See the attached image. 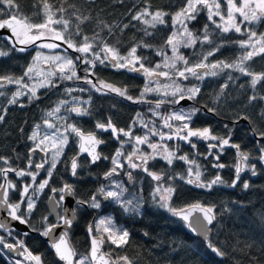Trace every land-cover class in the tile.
<instances>
[{"label": "snow or ice", "instance_id": "1", "mask_svg": "<svg viewBox=\"0 0 264 264\" xmlns=\"http://www.w3.org/2000/svg\"><path fill=\"white\" fill-rule=\"evenodd\" d=\"M42 4L41 12L42 19L40 22H33L28 16L21 13L17 0H0V14L7 16V18H0V29H7L11 32V36L6 39L11 44V48L7 51L0 50V57H8L11 51L25 52L28 47L35 45L40 49H59L61 45H66L65 52L71 49L81 55L74 59L66 54L45 55L41 51H37L32 58V62L27 65L22 75L15 76L11 74H0V89L6 88L8 85H16V90L11 93V97L7 100L9 105L16 104L20 97L27 96L29 102L39 100L38 95L40 89H50L58 87L56 78L60 81L82 80L84 83L91 86L96 92L108 94L114 93L119 97L125 98L133 103L148 102L145 101V95L149 93H156L165 97L164 99L155 102V108L150 109L153 115L161 116L157 111L162 104H179L180 101L188 99L195 100L200 94V87L192 85L191 87L183 86L178 80H188L193 77L196 80H203L205 76H216L226 69L241 73L246 77H250L249 86L255 90L258 84L264 82V72L252 71L247 62L253 60L254 57L264 55V32L257 33V31L246 25H252L264 20V0H182L181 4L175 11L168 12L163 9L150 10L151 5L148 0H145V7L138 9L134 14H131V21H138L147 27L141 29L146 36H151L153 33L148 31V27L155 29L157 25H165L167 21L165 17H171L172 32L166 38L164 45L157 50V55L163 56L162 63H156L153 67L146 66L144 61L146 57L137 55L138 48L152 47V45L145 43L143 40L133 44L127 51L126 55H122L118 48L108 44L105 40L100 38L97 32L93 36L84 34L81 27L85 22L92 19L90 15H84L80 9L74 4L68 3V0H59V6L55 3H50L49 0H38ZM123 3V0H119ZM222 5L224 10H222ZM35 7V5H34ZM135 8V5H133ZM69 9H72L69 12ZM202 11H206L207 20L214 24L221 33L235 32L240 34H247V39L236 41L241 49L245 51L234 61L226 62L224 60L216 61L215 63H208V57L213 56L216 52L224 47L223 42L215 45L208 51L199 62L189 64L188 59L180 52V48H190L200 43L212 44L211 33L209 32L208 24L204 25L203 35H196L188 24L197 19ZM132 13V9H129ZM39 14V13H37ZM75 20V28L72 29L73 21ZM214 17H219L220 22H217ZM124 24L120 29L123 31L129 26L135 27V24ZM98 23L103 24L104 28L108 29L109 35L112 34V26L105 24L103 21ZM242 25L245 27L242 28ZM119 27V26H117ZM79 37V40L77 38ZM43 41H59L60 43H48ZM97 41L99 43H97ZM39 42V43H38ZM19 45V47H17ZM171 49V56L167 55L164 47ZM98 49V50H97ZM77 62L85 65L83 71L85 75L81 77L77 73ZM97 63L100 65H111L115 69H125L129 72L142 73L146 79L143 91L139 97H133L128 94L126 87H117L114 84L103 80L93 82L90 76H94L93 71ZM178 64L182 67H178ZM41 65H47L45 69ZM168 69L162 71L161 69ZM157 77H164L170 81L161 85ZM27 78V80L25 79ZM231 75L228 80H232ZM155 81L156 87L150 85ZM243 87V85H241ZM228 88L226 82L221 86L220 95H223L224 90ZM74 91L84 92V88H66L65 92L71 96ZM5 96L4 91H0V97ZM172 97L171 100L166 99ZM219 99V96L217 97ZM88 100H81L79 97H72V101L61 100L56 107L46 112V117H53L61 112L62 107L71 104L70 107L64 108L66 112L74 113L77 116L90 115L89 110L84 105L90 103ZM254 101L264 102V95L254 94L248 97V103L252 104ZM23 106V105H21ZM207 107V106H205ZM209 112H215L216 109L208 108ZM7 109H4L6 113ZM200 111L199 108L193 107L191 110L185 112L183 110L171 112L168 115L161 116L163 127L170 129V132H164L154 125L149 126L145 122L140 113H137L132 125L127 129L118 128L109 117L106 122L97 121L95 129L101 132H111L112 138L115 139L120 147L111 156H105L97 149L100 145L105 143L95 131L85 133L76 124L69 123L68 117L57 116V119L63 121L62 127H58L49 119H44L43 123L48 129H53L51 133L40 134V125H36L31 135L28 137L33 142V147L29 149L27 168H13L9 163V158L0 156V161H3L8 167H0V176L4 177L5 183H0V206H6L8 209V216L12 220L18 221L20 224L29 225V216L36 208V202L39 194L45 188L50 187V180L53 178L54 171L57 164L60 163V157L64 154L65 147L69 144V137L74 135L77 138L79 152L70 159V171L72 176L78 175V169L82 167L79 163L78 157L81 154L87 153L90 158L88 163L96 164L101 159H111L112 167L104 173V178L110 180L113 175H118V170L125 168V163L129 169H140L153 181H156V187L153 191V201L162 209L171 213V215L180 218L193 232H201L203 235L211 230L208 225H212L216 220V213L214 206L205 205L199 201L188 204L184 207H174L172 205V197L177 189L168 184L165 186L162 181L165 178L164 172H155L150 170L149 162L157 158L164 160L167 165H173L174 161H183L188 165L186 174H177L181 180L189 185H195L198 188H206L211 190L215 185L225 184L223 177L217 173L211 180L203 179L202 165L196 159H192L188 154L178 155L179 144L174 148H170L166 140H179L190 145L195 150L197 143L193 142V138L197 141L207 142V151L205 153H196L202 155L205 160L211 156V166L216 169H223L227 165L220 162L221 155L226 148H233L236 150L235 177L229 187H236L241 179V173L246 169L251 171L252 176L257 175L256 165L249 164L248 161L252 158L251 153L243 150L241 145L232 142V130L229 129L227 135H218L213 132L211 127L194 128L192 127L193 117ZM260 118L264 120V112H261ZM238 119L248 120L249 117H239ZM4 120V115H0V122ZM139 123L148 131L144 135H134L133 125ZM173 122H179L174 124ZM228 128V125H224ZM23 131V129H21ZM151 136H159V141L151 142ZM261 138H264V131L259 133ZM132 144V151L127 154L124 151L125 144ZM147 144L151 152H144L140 145ZM37 151L45 154V159L33 165L32 154ZM260 155L256 157L261 162H264V146L259 147ZM50 158L48 157V154ZM123 158V162H122ZM48 168H45V165ZM35 168L36 171L29 169ZM43 169L46 172V178L37 182L39 170ZM14 172L17 177H30V183L23 184L20 189V200L18 202L9 203V190H16V184L8 180V173ZM129 180L133 179L131 171L125 173ZM173 176H168V180H172ZM249 183L245 181L243 188L248 189ZM50 191L55 194L59 193V199L53 195L49 199L53 204L52 211L55 212L56 207H62L65 201V195L75 196V189L73 185L64 183L62 187H50ZM127 191L123 184L117 181H111L110 185H101L95 193L88 199H78L75 201V206L71 209L72 217L56 213L58 223H46L43 230L32 228V231H39L40 235L49 239L51 248L54 249L55 255L63 264H132V261L127 255H117L113 258L112 252H104L103 245L107 242L114 245L115 248H124L129 244L130 233L126 228H121L116 225L113 218L106 216L100 219L93 227L92 224L88 226V234L91 238L90 250L88 254L81 255L77 259V251L70 244L68 240V229H71L75 219L76 212L87 206L92 209L101 208V200H111L119 204L123 211L128 213L139 214L141 202L138 198L124 199V193ZM26 205L24 211H21V206ZM68 211L67 208L64 209ZM194 214H200L195 215ZM43 222L48 221V217H42ZM30 226V225H29ZM103 226V227H101ZM0 228H5L4 224H0ZM56 228H64L65 231L57 238L53 235ZM97 233V234H94ZM11 234V233H9ZM27 235V233H24ZM147 235V233H145ZM0 245L9 251L14 249H23L19 255L23 256L25 260L32 262V264H44L40 254H34L23 241H18L16 244L7 243L3 236H0ZM208 247L217 256L224 257L226 252L221 248L215 246L211 242ZM15 264H22L20 260H16Z\"/></svg>", "mask_w": 264, "mask_h": 264}, {"label": "trees", "instance_id": "2", "mask_svg": "<svg viewBox=\"0 0 264 264\" xmlns=\"http://www.w3.org/2000/svg\"><path fill=\"white\" fill-rule=\"evenodd\" d=\"M49 2L55 3L57 7L59 6V0H49ZM181 2L182 0H148L151 5L150 10L163 9L168 12L175 11ZM17 3L23 15L30 17L33 22H40L42 19V12L40 11L42 4L38 0H17ZM68 3L76 5L81 13L92 17L91 20L81 26L84 34L91 37L98 32L101 39L118 48L122 55H126L133 44L143 40L145 43L152 45V47H141L137 50V55L147 58L144 61L146 66L153 67L156 63H162L163 56L156 53L164 45L166 38L173 30L171 17H165L167 21L165 25H157L155 29L148 27V31L153 34L146 36L141 29L147 26L138 21H131V14L145 7V0H123V3L119 0H68ZM133 5H135V8H133ZM129 9H132V13H129ZM222 10H224L223 5ZM71 11L72 9H69V12ZM0 18H7V16L0 14ZM70 18L73 21L71 30H74L75 20L72 17ZM214 19L220 22L219 17H214ZM99 21L112 26L111 35H109L108 29L103 27V24L98 23ZM130 21L136 26H129L121 31L123 25L129 24ZM205 24L209 26L208 30L211 33L213 43H200L198 41L193 47H183L180 51L188 59L190 65L199 62L208 51L222 42L224 47L213 56L208 57V63H215L220 60L232 62L245 51L235 42L247 39V34L221 33L214 24L207 20L206 11H202L196 20L188 24V27L196 35L202 36ZM246 26L257 31V33L264 32V20ZM243 27L245 25H242ZM77 40H79V37ZM97 43L99 42L97 41ZM10 48L11 44L6 36L0 35V50L7 51ZM164 51L168 54L169 48L165 46ZM35 53L34 48H28L23 53L11 51L8 57H0V74L22 75L27 65L32 62ZM68 55L75 58L81 54L73 51L68 52ZM77 64L80 66L79 62ZM247 65L252 71L264 72V55L254 57L253 60L247 62ZM93 71L95 72L96 81L103 80L117 87H126L128 94L133 97H139L146 84L142 73L115 69L111 65L97 63ZM229 75L233 77L230 81L228 80ZM25 79L27 80V78ZM179 81L184 86L198 85L201 89L200 94L194 100V105L187 107L189 109L193 107L200 109L193 118L191 126L194 128L211 127L213 132L218 135H227L229 129H231L232 142L240 144L243 150L251 153L252 158L248 163L256 165L257 175L252 176L251 171L246 169L241 174L237 186L229 187L227 185L235 177V164L237 162L235 149L226 148L224 150L220 162L227 166L223 169H216L211 166L210 161L213 159L211 156L205 160L202 155H196V153L207 151V142L197 141L193 138V142L197 143V149L193 150L190 145L183 141H169L167 145L170 148H174L176 144H179L178 155L188 154L190 158L196 159L203 166L204 180H211L219 173L226 182L225 184L213 186L211 190L189 185L177 175L186 174L188 165L183 161H174L173 165L169 166L164 160L157 158V164L153 167V170L157 172H164L166 180L168 176L174 177L172 185L177 189L172 197L174 207H184L196 201L214 206L216 220L210 242L224 250L226 255L224 257L217 256L211 251L208 244L194 238L184 223L152 201V188L147 185L141 191L143 197L141 198L140 212L135 215L138 218L137 224H131L130 227L129 244L122 249L117 248L116 254L127 255L132 264H264V162L256 158L260 155L259 147L264 146V138L259 136V133L264 131V120L260 118L261 112H264V102L254 101L252 104L248 103L249 96L254 94L264 95V82L258 84L257 88L253 90L249 86L250 77L230 69H226L216 76H205L202 81L199 80L197 83H188V81L182 79ZM226 82L228 88L224 90L223 95H220L221 86ZM56 83L58 87L41 91L38 94L41 97L39 100L29 102L28 97H25L19 99L13 105H9L7 100L17 86L8 85L6 88L0 89V91L5 92V96L0 97V115H4V120L0 122V156L9 158V163L13 168H27L29 149L33 147V142L28 137L35 130V126L41 123L42 116L55 108L59 101L66 100V88L77 89L80 85V81L77 80L60 81L58 78ZM84 84L85 86L82 88L90 92L91 86ZM84 92L76 91L75 95L82 98L86 97V99L91 98V102L87 106L90 115L81 116V118L70 115L68 122L76 124L85 133L95 131L101 134L99 130L95 129V124L97 121L106 122L109 117L112 118L118 128L127 129L129 125H132L137 113H140L144 120H148L149 125L155 122L156 128L162 127V124L154 118L150 111V109L155 108V102L158 98H145V101L151 103H133L114 93H98L92 96L91 93ZM218 96L219 99H217ZM5 108L7 109L6 113L4 112ZM208 108H214L216 111H206L205 109ZM178 109L177 104L165 103L157 111L166 115L168 111ZM244 116L249 117L248 123H242V119H238ZM225 124L228 125V128L224 127ZM133 134L143 135V130L137 129L135 124L133 125ZM108 140L110 139L108 138ZM116 147L112 142L111 150L108 152L106 146L103 155L111 157L115 153ZM141 148L146 153L150 152L148 146ZM124 151L126 154L132 151V144H130L128 150L125 149ZM74 155H76V137L72 135L70 145L54 171L53 178L50 180V187L60 188L70 179L69 164L71 157ZM40 159L41 155H34L32 157L33 165L40 163ZM108 160L110 161V159ZM0 167H8V165L0 161ZM33 171H36V169L33 168ZM39 172L37 182L46 178L44 170ZM105 172L107 170H104L103 167H97L96 169L89 168L83 176L78 175L77 181H85V184L83 183L81 186L76 184L77 198L88 199L101 185H105L101 181ZM7 178L16 184V194L18 196L24 182L29 181L27 176L17 177L14 172H9ZM245 181L250 185L248 189L243 188ZM3 182L4 177L0 176V183ZM138 186L137 182L132 185L131 194L137 193ZM50 187L46 189V198L49 197L48 195L51 192ZM11 195L13 194L10 192L8 196L10 203L19 201ZM25 208L26 205H22V211ZM33 213L34 216L29 219L31 229L41 230L37 221L42 220L44 216L48 217L46 223L51 222L47 206L45 210L42 200ZM77 215L78 222L70 237L78 253V258L81 255L88 254L89 247L85 231L92 220L96 223L98 219L110 216L114 221L116 220L119 224H122L130 220L131 216H134L133 214L127 216L120 205L114 201H110L108 205L101 203L100 209L89 208L86 210L82 207L77 211ZM36 232L35 235L17 233L13 235L18 240L23 241L34 254H40L44 264H59L54 258L49 244L44 239L45 237L41 236L39 231ZM0 236H3L7 243L14 244L12 238L2 231H0ZM0 264H8L1 253Z\"/></svg>", "mask_w": 264, "mask_h": 264}, {"label": "flooded vegetation", "instance_id": "3", "mask_svg": "<svg viewBox=\"0 0 264 264\" xmlns=\"http://www.w3.org/2000/svg\"><path fill=\"white\" fill-rule=\"evenodd\" d=\"M79 64H80V68L82 69V66H83V63H81V62H79ZM84 67V66H83ZM84 69V68H83ZM80 73H79V75L81 76V77H83L84 75H85V73H84V71L83 70H80L79 71ZM89 78H91V79H93V81L94 82H96V78L94 77V76H90ZM95 79V80H94ZM85 86V84H84V82L82 81V80H80V85H79V87L80 88H82V87H84ZM79 87L77 88V89H79ZM16 90V89H15ZM14 90V91H15ZM13 91V92H14ZM80 92V91H79ZM80 93H83V92H80ZM85 93V92H84ZM86 93L87 94H92V96H94V95H96V94H98L99 92H96L94 89H91V91L89 92V91H86ZM103 94V93H102ZM81 100H88V99H86V97H84V98H82V97H79ZM92 101H93V99H92ZM90 102H91V100H90ZM90 104V103H89ZM89 104H87V105H89ZM70 114V113H69ZM71 116H73V117H75V118H81V116H77L76 114H70ZM70 115H67V117H70ZM69 121V120H68ZM100 131V130H99ZM101 132V131H100ZM97 135L101 138V139H103V140H105V143L103 144V145H101L100 147H99V152H101V153H103L104 154V152H105V149H106V146L108 147V149H107V151L109 152L110 150H111V148H112V142L117 146L116 148H115V150L118 148V147H120V145H119V143L115 140V139H113V140H111L112 139V135H111V132L109 131V132H101V134H98L97 133ZM70 138H72V136H70L69 137V139ZM108 138L110 139V140H108ZM69 145H70V142H69ZM69 145H68V147H69ZM34 146V145H33ZM129 146H130V143L129 144H125L124 145V150L126 149V150H128L129 149ZM67 147V148H68ZM142 149V148H141ZM67 150V149H66ZM65 150V151H66ZM79 152V147H78V143H77V138H76V154ZM41 155V159H40V162H42L46 157H45V154L44 153H42V152H39V151H37L36 153H34V154H32V157L34 156V155ZM62 158H63V156L61 157V159H60V161L62 160ZM88 160H89V158H87V157H82L80 160H79V163L82 165V167H80L79 169H78V175H81V176H83V175H85V173L87 172V170L89 169V168H91V169H96L97 167H99V168H102L103 167V169L104 170H109L111 167H112V164H111V159H110V161L109 160H104V159H101L100 160V162L98 163V164H96V165H93V164H90V163H88ZM122 162H123V159H122ZM59 164V163H58ZM58 164H57V166H58ZM105 164H106V166H105ZM155 164H157V162H156V160H152L151 161V164H150V170H152V171H155V170H153V167L155 166ZM48 168V166H46L45 165V168ZM34 168V167H33ZM33 168L32 169H30V170H32L33 171ZM41 170H43V169H41ZM41 170H39V171H41ZM127 171H131L132 172V174H133V179L132 180H129V178H128V176L125 174ZM81 172V174H79ZM118 172H119V174L118 175H113L111 178H110V180H105V178H104V176L102 177V179H101V181L103 182V183H105V185H109L110 184V182L111 181H117V182H120V183H122L123 184V186H124V188H126L127 189V191L124 193V199H133V198H138L139 200H140V202H141V198L143 197V195H141V191L142 190H144L145 189V186L147 185V186H150L151 188H152V191H151V199H152V201H153V191H154V188L156 187V184H157V182H155V181H153L148 175H146L145 173H143L142 171H140L139 169H137L136 171H132L131 169H129L128 167H127V164L125 163V168L123 169V170H118ZM155 172H157V171H155ZM69 173H70V179L68 180V181H66V183H69V184H71V185H73V187H74V189H75V193H76V188H75V186H76V184H80V186H81V184L83 185V183L85 184V181L83 182V181H81V182H78L77 181V177H78V175L77 176H75L74 178H72V176H71V171H70V164H69ZM16 176V175H15ZM29 178V181H27V182H24V184L25 183H30L31 181H30V177H28ZM86 179H88V178H86ZM92 181L94 180L93 178L91 179ZM135 182H137V184L139 185L138 186V191H137V193H135L134 195L133 194H131V190H132V185L133 184H135ZM162 183L165 185V186H167L168 184H172L173 183V181L172 180H166V178H164V180L162 181ZM46 189L47 188H45V190L41 193V194H39V198H38V200H37V202H36V208H35V210L37 209V207L39 206V204H40V201L42 200L43 201V204H44V207H45V210H46V206H47V212H48V214H49V217H50V219H51V222L50 223H58V222H54V220H53V218L51 217V215H50V213H49V208H48V204H49V198L51 197V196H55L56 197V199H59V193H55V194H53L52 192H50L49 193V197L48 198H46ZM11 192V194H13V195H11L12 197H14V199H16L17 198V200H20V195L18 196L17 194H16V190H9V193ZM74 198H75V201L76 200H78V198H77V195L75 194V196H74ZM100 199V198H99ZM101 200V203L103 204V205H105L104 203H103V201H102V199H100ZM8 201H9V198H8ZM111 200H109V202H110ZM9 203H10V201H9ZM64 204H65V201L63 202V206L62 207H59V213H61V214H63L64 215ZM84 208L86 209V210H88L89 209V207H87V206H84ZM34 210V211H35ZM21 211H22V206H21ZM34 213H32L30 216H29V219H31L34 215H33ZM38 214H40V212H38ZM76 215H77V212H76ZM127 216H130V215H127ZM38 218H39V216H37ZM31 221V220H30ZM137 221H138V218H136V216L134 215V216H131L130 217V220H128L127 222H124V223H122V224H119L118 223V221H116L115 220V223L116 224H118L121 228H126L128 231H129V233H130V235H131V230H130V227H131V224H137ZM38 222V226H39V228L41 229V230H43V228L46 226V222H43L42 220H39V221H37ZM77 222H78V215H77V221H76V224H77ZM130 222V223H129ZM76 224L73 226V228L69 231V234L71 235L72 233H73V230H74V228H75V226H76ZM90 224H93V227H95V222L92 220L90 223H89V225ZM88 225V226H89ZM87 229H88V227H87ZM87 229H86V231H85V237L87 238V240H88V247H89V236H88V233H87ZM1 231V230H0ZM33 232V233H32ZM9 233H11V234H9ZM14 233H17V234H24V233H27V234H31V235H35V234H37V232L36 231H32V229L30 228V226L28 225V230L26 231V232H24V231H22V228H21V230L20 229H17V228H12V229H10V230H8V231H6V232H4V234H6L7 236H9L10 238H12V240L14 241V239H16V240H18V238H16L13 234ZM94 234H97V233H95L94 232ZM98 235V234H97ZM45 240H46V237L44 238ZM18 241H20V240H18ZM47 242V241H46ZM14 244H16V242L14 241ZM49 244V243H48ZM110 245V244H109ZM109 245H108V243L106 242V247H105V252H112V255H113V258L115 259V257L117 256V254H116V249L117 248H115V246L114 245H111L110 247H109ZM2 248H3V246L2 245H0ZM3 250L6 252V253H8L9 254V251H8V249H5V248H3ZM88 250H89V248H88ZM2 255V254H1ZM3 256V255H2ZM4 257V259L8 262V260L6 259V257H5V255L3 256ZM23 257V256H22ZM78 259V258H77ZM9 264V263H8Z\"/></svg>", "mask_w": 264, "mask_h": 264}, {"label": "water", "instance_id": "4", "mask_svg": "<svg viewBox=\"0 0 264 264\" xmlns=\"http://www.w3.org/2000/svg\"><path fill=\"white\" fill-rule=\"evenodd\" d=\"M0 35L1 36H7V37H9V36H11V32L9 30H7V29H0ZM61 46L64 47V48H66V45H61ZM68 50L71 51V49H68ZM193 103H194L193 100L185 99V100L180 101V103L178 105L181 106V107H185L186 108V107L192 105ZM205 110L207 111V109H205ZM241 122L242 123H248V121L245 120V119H242ZM99 147L97 149L98 151H99ZM82 157L89 158L87 156V153L81 154L78 157V159L80 160ZM99 162H97L96 164H98ZM96 164H93V165H96ZM150 164H151V161L149 162V166H150ZM140 171H142V170H140ZM72 178H74V176H72ZM99 198L102 199V201H103L104 204H108L109 203V200H104L103 197H99ZM74 206H75V198H74V196L65 195L64 209L67 208L68 211L67 212L64 211V215H67V216H69V218H71L72 217L71 209ZM48 208H49V213H50L51 217L53 218L54 222H58L56 213L59 211V207H56L55 212H53L52 211L53 204L49 200ZM195 215H200V214H194V216ZM176 218L178 220L182 221L180 218H178V217H176ZM76 221H77V215H75V219H74V222H73V226L76 224ZM182 222L185 223L184 221H182ZM0 224H4L5 225V228H0V230H2L3 232H6V231H8V230H10L12 228H17V229H20V230L22 228V231H24V232H26L28 230V225L20 224L18 221H14V220L11 219L10 216H8V209H7L6 206H0ZM214 224H215V221L213 222L212 225H208V228L211 229V230L207 233L206 236L203 235L201 232H193L187 225L186 226L188 228L189 233H191L194 238H197V239L201 240L202 242L208 244L210 242V238H211V235H212V229L214 227ZM73 226L71 227V229L73 228ZM71 229H68V233H69V231ZM63 231H65L64 228H56L55 231H54V233H53V235L58 238L63 233ZM87 233H88V231H87ZM88 236H89V234H88ZM68 240H69L70 244L74 247V245L72 243V240H71L69 234H68ZM14 241L16 243L18 242V240H16V239H14ZM46 241H47V243H49L50 248H51V244H50V241H49L48 238H46ZM90 244H91V238L89 236V250H90ZM105 247H106V243L102 247V250L104 252H105ZM22 250L23 249H14V250H11V251L8 250V251H9L10 256L13 259L19 260L21 258V255H19V252L22 251ZM51 251H52V253H53L54 258L56 259V261L59 262L60 264H63V262L59 261L58 258L56 257L55 252H54V249L51 248ZM0 253L4 256V250H3V248L1 246H0Z\"/></svg>", "mask_w": 264, "mask_h": 264}, {"label": "rangeland", "instance_id": "5", "mask_svg": "<svg viewBox=\"0 0 264 264\" xmlns=\"http://www.w3.org/2000/svg\"><path fill=\"white\" fill-rule=\"evenodd\" d=\"M6 38H7V36H6ZM43 42H48V43H52V42H55V43H60L59 41H43ZM39 43V42H38ZM17 46H19V45H17ZM28 48H34L35 50H36V52L37 51H41V52H43V53H45V55H56V54H66V55H68V52H65V49L63 48V47H60L59 49H40V48H37L35 45H33V46H30V47H28ZM27 48V49H28ZM183 47H181L180 48V51H181V49H182ZM171 49L169 48V53L167 54V55H169V56H171ZM70 56V55H69ZM74 59V58H73ZM78 63V62H77ZM42 67H44L45 69L48 67L47 65H41ZM83 66L85 67V65L83 64ZM82 66V69L80 68V66H78V64H77V73H79L78 71H80V70H83V67ZM180 66H182V65H180V64H178V67H180ZM162 71H167L168 69H161ZM145 77V76H144ZM164 80H163V79ZM157 77L156 79H158L159 80V82H160V84L161 85H163V84H166V83H170V81L169 80H167L166 78H164V77ZM190 79V80H189ZM189 79L188 80H186V81H188V83H190V82H195V83H197L199 80H196L195 78H193V77H189ZM145 80H146V83H147V79H146V77H145ZM178 82L180 83V81L178 80ZM151 87H153V88H155L157 85H156V83H155V81H153V83L150 85ZM184 86V85H183ZM186 87H189V86H186ZM76 89V88H75ZM43 90H45V89H40L39 90V92H38V94L41 92V91H43ZM75 92L76 91H74L72 94H71V96H69V95H67V98H66V100H69L70 102H73L72 101V97L74 96V97H78V96H76L75 95ZM25 97H27V96H22V97H20L19 99H22V98H25ZM150 97H152V98H158V100H160V99H164L165 97H163L162 95H158V94H156V93H149V94H146L145 95V98L147 99V98H150ZM166 99H169V100H171L172 99V97H167ZM74 103V102H73ZM71 106V104H69V105H65L64 107H62V109H61V112L60 113H58V114H56V116H53V117H46V115H43L42 116V120H41V123L39 124L40 125V128H39V132H40V134L41 135H43L44 133H46V132H48V133H51L52 131H53V129H48L47 128V126L43 123V121H44V119H49V120H51L54 124H56L58 127H62V124H63V121H60V120H58L57 119V116H65V117H67V114L69 113V112H66L65 110H64V108H66V107H70ZM86 106H88V105H84V107H86ZM180 110H183V111H185V112H187V111H189V110H191V109H189V108H185V107H179V109L178 110H173V111H168L167 113H166V115H168L169 113H171V112H176V111H180ZM152 113V112H151ZM160 114H161V116H164V113H162V112H159ZM46 114V113H45ZM153 114V113H152ZM161 116H156V115H154V118H156L161 124H162V127H159V129L160 130H162V131H164V132H170L171 130L170 129H167V128H164L163 127V121H162V119H161ZM195 117V116H194ZM193 117V118H194ZM157 120H153V121H157ZM145 122H148V120L146 121L145 120ZM174 124H178L179 122H173ZM155 124V122H153V124H150L149 126L150 127H152L153 125ZM136 125H137V129H139L140 131H142L143 130V135L145 134V133H147V129L146 128H144L142 125H140L138 122L136 123ZM155 127H156V125H154ZM36 130V129H35ZM150 135V134H149ZM150 141L151 142H157V141H159V136H151L150 135ZM169 141H171V140H166V141H163L162 143H166V144H168L169 143ZM69 142H70V139H69ZM69 145V144H68ZM68 145L65 147V149H64V153H65V150L67 149V147H68ZM141 147H147V144H145V145H140V148ZM152 151V149H150V152ZM50 153L48 154V157L47 158H50ZM64 155V154H63ZM62 155V156H63ZM61 156V157H62ZM61 157H60V159H61ZM46 166H48L47 164H46ZM132 171H136L137 169H131ZM111 183V182H110ZM110 185V184H109ZM41 194V193H40ZM9 196V195H8ZM139 212H140V209H139ZM126 214L127 215H137L136 213H128V212H126ZM100 219H102V218H100ZM100 219H98V221L100 220ZM97 221V222H98ZM115 222V221H114ZM118 227H120L118 224H116ZM101 227H103V226H101ZM20 261L22 262V264H32V262H30V261H27V260H25L24 259V257H22L21 259H20ZM8 263L9 264H11L9 261H8Z\"/></svg>", "mask_w": 264, "mask_h": 264}, {"label": "bare ground", "instance_id": "6", "mask_svg": "<svg viewBox=\"0 0 264 264\" xmlns=\"http://www.w3.org/2000/svg\"><path fill=\"white\" fill-rule=\"evenodd\" d=\"M5 257L10 261L11 264H15L16 259H13L12 257H10L9 254L5 253Z\"/></svg>", "mask_w": 264, "mask_h": 264}]
</instances>
